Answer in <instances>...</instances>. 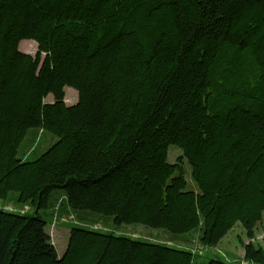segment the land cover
<instances>
[{"label":"trees","instance_id":"trees-1","mask_svg":"<svg viewBox=\"0 0 264 264\" xmlns=\"http://www.w3.org/2000/svg\"><path fill=\"white\" fill-rule=\"evenodd\" d=\"M0 201L29 207H0V264H239L124 224L207 249L240 224L264 264V0H0ZM52 211L113 230L73 225L60 255Z\"/></svg>","mask_w":264,"mask_h":264},{"label":"rangeland","instance_id":"rangeland-1","mask_svg":"<svg viewBox=\"0 0 264 264\" xmlns=\"http://www.w3.org/2000/svg\"><path fill=\"white\" fill-rule=\"evenodd\" d=\"M19 49L22 52L36 55L38 46L37 43L33 40H23L20 45ZM65 102L68 105L74 104L78 100V94L77 90L66 86L65 87ZM53 100L52 95H49L46 98L47 102H51ZM33 131V130H31ZM29 132L30 135L33 134V132ZM53 137L50 133L45 132L40 136V133H38V136L35 138L34 144L32 148L34 149L36 147V150L33 151L42 153L48 146L49 142L51 141V138ZM54 138V137H53ZM55 140V138H54ZM47 143H49L47 145ZM169 151V161L173 162L181 155V151L174 147V145H171ZM33 155H31L29 158L31 159ZM185 171H186V178L189 184L190 188H194L190 177V167L185 163ZM0 207L6 209V210H15L19 212H24L29 209L28 206H20L16 204L13 201H0ZM53 213L50 216H47V231L51 236L52 242L57 248L58 253L61 255L68 244L69 240V234L70 229L73 225L78 226H84V227H91L94 229L104 230V231H110L113 230V227L111 226L109 220H104L98 218L96 215H92L89 213H76L73 211H67V212H59L54 213L55 211H52ZM115 232L126 234L135 238L139 239H145V240H151V241H157L162 243H167L179 247H186L191 250H193L196 255L198 256V259L207 261L209 257L207 256H213L214 254L217 256H220L226 260L244 264L243 263V255H244V249H243V243L249 241L246 231L242 227V225L237 224L230 232L229 234L218 244L217 247L213 248H203V246L200 244L198 240V233L194 232L185 238H173L170 237L165 232H162L160 230H154V229H148L145 226H142L140 224H131V225H122L119 228H114ZM256 245H260L264 248V219L262 222L259 223V225L255 229V237L252 240Z\"/></svg>","mask_w":264,"mask_h":264},{"label":"bare ground","instance_id":"bare-ground-1","mask_svg":"<svg viewBox=\"0 0 264 264\" xmlns=\"http://www.w3.org/2000/svg\"><path fill=\"white\" fill-rule=\"evenodd\" d=\"M243 263H244V264H247V263H245L244 261H243Z\"/></svg>","mask_w":264,"mask_h":264}]
</instances>
